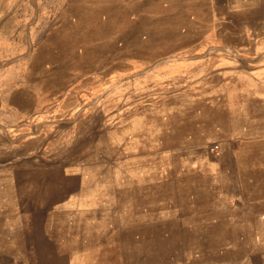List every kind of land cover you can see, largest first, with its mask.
Listing matches in <instances>:
<instances>
[{
	"label": "rangeland",
	"instance_id": "obj_1",
	"mask_svg": "<svg viewBox=\"0 0 264 264\" xmlns=\"http://www.w3.org/2000/svg\"><path fill=\"white\" fill-rule=\"evenodd\" d=\"M0 264H264V0H0Z\"/></svg>",
	"mask_w": 264,
	"mask_h": 264
}]
</instances>
